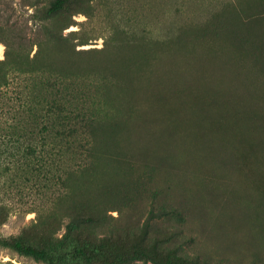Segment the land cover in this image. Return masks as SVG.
<instances>
[{
    "label": "rangeland",
    "instance_id": "rangeland-1",
    "mask_svg": "<svg viewBox=\"0 0 264 264\" xmlns=\"http://www.w3.org/2000/svg\"><path fill=\"white\" fill-rule=\"evenodd\" d=\"M26 1L0 0V8L13 21L31 11ZM102 2L94 21L74 16L64 31H76L72 44L61 46L100 49L111 22L133 24L130 39L149 37L118 52L73 54L119 74L120 118L99 134L114 159L104 160V176L84 196H65L62 179L84 158L68 137L76 120L48 110L66 90L33 76L0 88V262L63 264L50 236L82 207L112 209L119 233L91 264H264V0ZM4 50L0 42V60ZM66 87L70 107L88 114L90 84ZM18 119L22 131L12 127ZM15 242L49 256L34 259Z\"/></svg>",
    "mask_w": 264,
    "mask_h": 264
},
{
    "label": "trees",
    "instance_id": "trees-1",
    "mask_svg": "<svg viewBox=\"0 0 264 264\" xmlns=\"http://www.w3.org/2000/svg\"><path fill=\"white\" fill-rule=\"evenodd\" d=\"M25 5L31 11H20L13 21L11 20L13 14L8 13L6 16L5 12H2L4 9L0 8V42L5 45L4 58L0 60V88L10 87V83L12 84L13 79L18 76L39 77L44 87L56 91L60 86L64 87L66 91L65 94H61V101L59 103L52 101L48 110L55 109L62 112V119L66 123L71 124L73 119L77 122L76 128L68 127V137L71 142L76 140L75 143L84 154V158L75 169L64 175L62 183L65 196L82 197L85 191L97 185L99 178L104 176V160L114 159L110 152L102 150L100 145L102 138L99 134L112 126L117 118H120L116 116L118 110L114 103L119 95L117 90L120 91V87L117 85L119 74L112 72L110 66L103 68L97 63L80 64L75 61L73 54L89 53L95 50L118 52L127 47H135L138 43L142 44L139 41L149 39V37L130 39V35H137L133 24L119 26L111 22L104 30L105 34H102L103 46L100 49L76 50L75 45L72 49L65 48L61 44L64 42L69 46L72 44L69 36L76 34L75 30L64 34L70 25L77 23L74 16L84 14L88 19L86 22L94 21L104 5L102 0H87L82 4H76L75 0H27ZM148 32L149 30L146 29L141 33ZM115 34H123L125 37L118 40ZM160 40L162 39L155 37L151 38L150 42L155 43ZM77 42L79 45L87 43L82 38ZM143 43L147 50H151L145 42ZM136 69H138L137 66ZM85 81L92 88L88 114L77 111L78 108L70 107L73 91L66 89L69 84ZM19 122L18 119L17 123L12 125L16 131H22L23 126ZM80 132H84L85 135L81 138L83 139L82 144L77 141ZM42 145H46V140H43ZM94 211L84 212L81 207L80 210L67 213L60 219L62 230L60 236L56 232L50 236L52 244L57 243L56 246L64 250L63 252L53 250L57 253L56 259L59 262L67 264L69 259L74 260L80 257L91 264L90 261L96 250L119 236L113 228L114 216L108 213L112 209L97 211L98 213ZM14 245L23 254L34 259L40 260L49 256L48 251L44 249L17 242ZM0 264L7 263L0 262Z\"/></svg>",
    "mask_w": 264,
    "mask_h": 264
}]
</instances>
